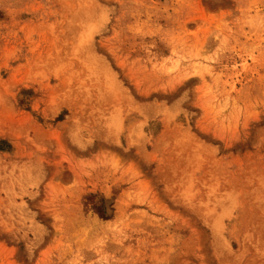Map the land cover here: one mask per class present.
<instances>
[{
    "label": "rangeland",
    "instance_id": "374dc122",
    "mask_svg": "<svg viewBox=\"0 0 264 264\" xmlns=\"http://www.w3.org/2000/svg\"><path fill=\"white\" fill-rule=\"evenodd\" d=\"M0 264H264V0H0Z\"/></svg>",
    "mask_w": 264,
    "mask_h": 264
}]
</instances>
